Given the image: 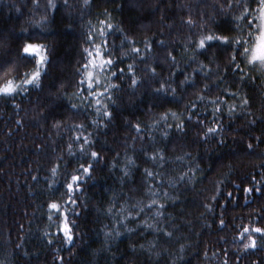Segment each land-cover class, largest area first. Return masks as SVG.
I'll return each instance as SVG.
<instances>
[{
  "label": "snow or ice",
  "instance_id": "6c2138e0",
  "mask_svg": "<svg viewBox=\"0 0 264 264\" xmlns=\"http://www.w3.org/2000/svg\"><path fill=\"white\" fill-rule=\"evenodd\" d=\"M39 2L23 0L22 3L11 4L8 10L22 17L18 26H13V32L27 33L33 28L49 31L46 21L58 3L65 12L78 13L80 17L86 14V10L97 6L96 0H47L40 20L26 22L25 9L28 13L33 11L28 4L33 6ZM107 3L101 13L104 18H97L96 24L89 20L87 24L81 21L78 25H66L80 33L79 55L73 65L74 77L70 81L62 80L54 90L41 89L42 73L48 66L53 41L24 38L12 52L11 35L0 37V56L4 59L0 65V111L8 110L19 115L31 109L37 119L43 121L44 127H48L50 122L51 127H59L68 114L78 121L70 130L75 134L69 136L66 155L56 157L62 163L45 170L43 178L40 173H29L31 181L35 182L29 191L37 193L38 199L30 217L36 230L34 232L31 227L25 230L24 223H19L15 240L9 232L0 264H16L18 253L31 258L40 251H47L52 256V264H69L68 258L76 253L74 245L81 242L76 217L88 207L102 213L99 228L103 239L99 248L91 250L92 255L103 253L112 258L109 264H117L115 258L121 253L118 246L114 249L113 245L127 233V248L131 255L123 264H140L139 257L145 253V264H159V258L164 255L171 257L170 264H181L186 259L187 246L191 244L196 248V245L186 235L189 226H193L192 220L177 211V206L182 204L180 189L183 187L187 191L193 186L203 160L196 162L197 158L188 151L171 158L169 152L170 147L183 149L193 144L203 147L206 153L225 151L236 145L235 155L223 158L229 161V168L234 158H256L252 163L253 172L259 168L256 174L237 170L223 188L220 182L213 184V194L200 202L204 209L199 213L202 224L195 226L211 230L218 236L216 251L212 252L216 264H241L246 257L252 256L257 259L251 260L250 264H264V148H261L264 146V0H213L211 4L208 0H200L196 5H185L177 0H108ZM186 7L189 9L187 18L180 16L182 34L184 30L187 33L182 53L186 58L183 61L177 60L175 48L165 39L145 36L143 46H139L141 41L134 37L143 25L129 24L114 15L117 9L148 13L153 17L160 13L159 21L163 26L170 19L169 13L174 16L176 9L183 11ZM193 7L200 9L195 16L191 11ZM175 27L174 21L169 24L170 29ZM188 68L191 72L186 70ZM34 89L41 91L34 92ZM214 90L215 95L212 96ZM190 95L199 101L209 100L211 111L207 105L203 108V116L201 112L194 111L199 105L188 99ZM142 100L148 101L141 106L145 115L152 118V123L149 125L139 117L123 118L127 135L135 142L132 149L135 160L127 157V166L121 169L117 159L120 151L117 150L116 155L109 159L98 146L97 136L108 142L104 129L114 121V106L123 108ZM60 101L67 105V109L57 117L53 106ZM257 101L258 107L255 106ZM180 102L187 104L182 114L172 110L179 108ZM15 123L26 126L21 120ZM154 129L160 130L159 138ZM124 144L126 146L127 140ZM63 145L64 141L57 144L61 153L65 151ZM77 145L78 149L73 151ZM35 147L41 153L44 150L42 144ZM120 147V144L116 145L117 149ZM55 152L56 149H52L50 154ZM223 159L220 167L226 166ZM137 160L150 164L151 168H144L141 173L138 166L132 167ZM101 163L108 165V172L115 182L111 196L98 203L87 200L83 190L86 178L92 180L97 177ZM180 168L187 170L179 171L173 179V173ZM137 176H140L139 180ZM130 185L138 193L148 194L147 204L131 203L124 192L125 188L132 190ZM233 187L236 192L229 190L225 196L223 189ZM240 193L245 201L243 205L239 203ZM221 198L250 208L251 204L247 203L250 198L259 202L249 214L250 224L239 226L240 247L236 252L219 247L220 241L224 244L235 242V238L229 241L225 235H219L226 233L231 224ZM219 207L224 208L219 217L206 215ZM169 208L177 211V215L173 216ZM105 220L110 223L105 224ZM233 231H236L235 226ZM146 232H151V236H145ZM204 234L197 232V235ZM33 235L41 241L36 252L25 248ZM140 240L144 243H139ZM174 245H178V250ZM8 246L12 248L11 252H7ZM204 256L208 257L206 248ZM21 264H41V261L30 259Z\"/></svg>",
  "mask_w": 264,
  "mask_h": 264
},
{
  "label": "trees",
  "instance_id": "16d2710c",
  "mask_svg": "<svg viewBox=\"0 0 264 264\" xmlns=\"http://www.w3.org/2000/svg\"><path fill=\"white\" fill-rule=\"evenodd\" d=\"M23 0H0V37L5 35H11L10 49L15 52V45L19 44L24 38H28L36 41L51 40L53 44L50 49V55L48 60V66L42 73V85L41 89L54 90L58 84L64 81H70L74 75L73 65L78 59V40L80 38V33L73 27H67L68 24L78 25L81 21L85 24L89 20L93 24H96L97 18H104L102 9L108 6V0H96V7L91 10H86V14L80 17L78 13L69 14L64 11L63 6L58 3L57 8L51 10L49 13V19L46 23L49 25V31H41L38 28H33L29 32H13V26H18L21 20V14L14 11H9L12 3H22ZM119 2V0H118ZM178 3L185 5H196L200 0H177ZM209 4L213 0H208ZM33 6L29 3L28 8ZM111 10V9H110ZM192 14L195 16L200 9L193 7L191 9ZM26 16L24 17L26 22H31L33 20L39 21L41 16L44 14L42 10L33 9L31 13L27 12L25 9ZM189 9L186 7L181 11L176 9V15L169 13L170 19L168 23L161 24L159 21L160 13H157L155 17L148 13L137 14L133 11H122L117 9L114 15L117 19H124L129 24L143 25L140 27L134 39L141 41L139 46H143V39L145 36L151 37L153 39H165L168 41L170 46L175 48L174 54L177 56L178 61H183L186 57L182 55L184 52V40L186 30L182 34L181 31V21L180 16L184 15L187 18ZM175 22V28H169V24ZM115 22V21H113ZM156 34V35H154ZM171 50V47L169 48ZM31 59V58H27ZM4 63L3 56H0V65ZM167 67V65L165 66ZM191 72V69H186ZM159 71V69H158ZM167 75V73H165ZM203 87V84L200 85ZM41 89H34V92H40ZM207 94V93H205ZM212 96L215 95V90L211 93ZM188 99L193 100L199 105L198 109L194 111L201 112V115H205L203 108L207 105L209 112L211 111L212 105L209 100L199 101L195 99L194 95H190ZM147 100L140 101L137 104L128 105L123 108L114 106L115 118L110 125L104 129V135L108 136V142L105 143L101 136H97L98 146L102 148L107 154L108 158L111 159L112 156L116 155L117 150L120 151V156L117 159L120 162V168L124 169L127 166V157L131 156L135 160L134 148L135 142L131 139L130 135H127L128 129L126 124L123 123V118L126 116L129 119L134 117H139L141 120L145 121L149 125L152 123V118L144 113V107L141 106L142 103L147 104ZM186 102H180L179 108H173L178 114H182V109L186 107ZM256 107L259 106L257 101ZM54 115L57 117L63 115L67 109V105L62 101L57 102L53 106ZM171 119V118H170ZM243 119V117H241ZM16 120H21L26 126H17ZM78 121L71 118L70 114L64 117L61 121L59 127H51V122L48 127L43 126V121H39L36 114L31 109H26L25 112L19 113V115H14L8 110L0 111V258L5 255V241L11 232L12 239L15 240L18 237L16 231L17 225L19 223H24L25 230L29 227L35 232L36 226L34 221H30V217L33 216V207L38 203L37 193L30 192L29 188L35 182L31 181V176L29 173L36 174L40 173L41 178H43V172L56 166L58 163H62L56 159L57 156L66 155L67 142L70 135H74L73 126ZM235 127V125H233ZM90 131V130H89ZM156 135L159 138L160 130H155ZM240 130H238L239 132ZM86 134V133H85ZM134 134V133H133ZM259 132H257V135ZM239 138V137H237ZM127 140L125 146L124 141ZM60 141H64V153H61L57 148V144ZM232 142L231 135L229 136V143ZM248 141L245 140V143ZM36 144H42L44 150L41 153L40 149L36 148ZM120 144V149L116 148V145ZM236 145L231 148H226L225 151L217 152H205L203 147H197L193 144L191 147H180L171 148L169 155L171 158L183 155L184 151L191 152L192 156L196 157V162L203 160L199 171L196 173V181L193 182L187 191H184L181 187L182 204L177 206V211L185 214L186 219H190L193 222V226H189V231L186 235L189 239L194 242L196 248L192 245L187 246V252L185 253L186 259L181 262V264H216V258L212 256V252L216 251V242L218 236L213 234L211 230L204 229L202 227H197L195 225L202 224L199 219V213L204 211L200 206V202L204 200V197H210L212 193L213 184L220 182V186L230 181L235 175L237 170L241 172L247 171L251 174H256L259 172V168H256L255 172L252 170V163L255 162V157H244L240 156L234 158L231 161L232 167L229 168L227 165L229 161L223 159L229 154L235 155ZM264 148V146H261ZM52 149H56L54 154H50ZM78 149V145L74 147L73 151ZM138 150V146H136ZM226 165L225 167H220L222 162ZM51 163H48V161ZM75 162L73 167H75ZM139 167L140 172L143 173L144 168H151L150 164H142L140 161H136V164L132 167ZM186 168H180L177 172L173 173V179L178 176L179 171H186ZM50 175V172H49ZM140 176H137V180ZM114 177L108 172V165L106 163H101L98 168V174L95 179L89 180L86 178L84 184V194L87 200H94L98 203H102L106 198L111 196L114 189ZM238 182V181H237ZM149 183H152L151 181ZM59 188V185H57ZM118 188V184L116 185ZM129 191V188H125L124 192L127 193V197L130 199L131 203L147 204L148 194L146 192L138 193L133 186ZM236 192L235 188L227 189L224 188V195H227V191ZM238 199L240 205L245 204L243 199V194H238ZM214 203V202H213ZM251 204V208L244 206L241 207L232 202H225L221 198V204L227 207V218L231 221L229 229L226 233H220L219 235H225L229 241L235 242L224 244L222 241L219 242V247L223 249H228L229 251L236 252L239 245L238 232L240 231L241 225H249V214L252 209L258 207L259 202H253L251 198L247 202ZM31 204L32 207H26V205ZM123 204V201H121ZM119 206V205H118ZM173 216L177 215V211H173L169 208ZM224 211L223 207L215 209L214 213H206V215H216L220 216V213ZM126 214V212H125ZM102 213L98 212L94 207H88L84 209L82 214L76 217L77 224L76 227L81 231V242L74 245L76 247V253L69 257V264H109L111 257L106 256L101 253L98 255H92L91 250L100 247V241L103 239V232L100 231L99 224L101 221ZM154 222V221H149ZM105 224H109V220L104 221ZM233 226L236 227V231H233ZM197 232H203L204 235H197ZM145 236L150 237L151 232H146ZM129 239V234L125 233L121 235L117 241L116 245H113L114 249L118 246L120 255L115 259L117 264H123L125 258L131 255V250L127 248V243ZM139 243H144L140 240ZM41 246V241L33 235L32 238L25 244V248L31 252H36V249ZM58 245H54L56 247ZM163 246L168 247L167 244ZM178 250V245H174ZM205 248L208 250V257L204 256ZM197 249L199 251H197ZM158 250V249H157ZM12 248L7 247V252H11ZM18 255V260L16 264H21L22 261L30 259H39L41 264L46 261L47 264H52V256L47 251H40L36 257H25L23 255ZM67 257V253H64ZM222 259V258H221ZM235 259V257H233ZM256 256L246 257L241 264H250L251 260H256ZM140 264H145L147 260V253L144 256L139 257ZM170 264L171 257L164 255L159 258V264Z\"/></svg>",
  "mask_w": 264,
  "mask_h": 264
},
{
  "label": "clouds",
  "instance_id": "9594fccd",
  "mask_svg": "<svg viewBox=\"0 0 264 264\" xmlns=\"http://www.w3.org/2000/svg\"><path fill=\"white\" fill-rule=\"evenodd\" d=\"M47 0H40L38 5H33V9H39L45 12Z\"/></svg>",
  "mask_w": 264,
  "mask_h": 264
}]
</instances>
